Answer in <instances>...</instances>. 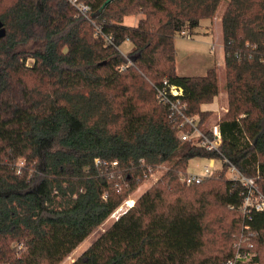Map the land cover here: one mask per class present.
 <instances>
[{
  "label": "trees",
  "instance_id": "trees-1",
  "mask_svg": "<svg viewBox=\"0 0 264 264\" xmlns=\"http://www.w3.org/2000/svg\"><path fill=\"white\" fill-rule=\"evenodd\" d=\"M82 1L91 20L67 0H0V264H58L167 161L71 264H224L243 223L221 156L258 173L264 191V0H228L220 17L221 154L180 139L184 116L199 128L209 118L201 105L218 94V72L177 74L174 47L221 0ZM163 79L182 89L179 112L156 99ZM194 157L221 165L186 183ZM249 226L264 264V212Z\"/></svg>",
  "mask_w": 264,
  "mask_h": 264
},
{
  "label": "rangeland",
  "instance_id": "rangeland-1",
  "mask_svg": "<svg viewBox=\"0 0 264 264\" xmlns=\"http://www.w3.org/2000/svg\"><path fill=\"white\" fill-rule=\"evenodd\" d=\"M228 0H221L212 19H204L199 25L191 27V37L175 36V66H177L178 73H191L189 75H203L210 67H216L218 72V94L216 99L222 107L217 112L210 114L207 121L200 125L201 128H213V123L225 112L227 109V93L225 91L224 69L222 63L223 50L221 47V24L220 17L227 5ZM134 18L127 16L124 23L132 24ZM189 32V31H188ZM129 41H124L119 49L122 53L127 52L131 48ZM32 60L26 61L27 65H31ZM177 72V71H176ZM177 73V74H178ZM208 162L207 158L194 157L187 167V172L201 171L203 165ZM171 161H167L159 165L153 170L150 175L140 182L131 192H129L122 202L113 210V212L98 226H96L91 233L85 237L67 256H65L58 264H71L90 244L115 220L119 215L124 213L129 207L127 202H131V206L135 200L146 189H148L154 181H156L168 167ZM215 165L220 166L221 160L215 158ZM239 240V237H238ZM252 244V243H251ZM17 247H23L21 244ZM253 248V247H252ZM252 251V250H251ZM255 262V261H254ZM254 264V263H253ZM256 264V263H255Z\"/></svg>",
  "mask_w": 264,
  "mask_h": 264
},
{
  "label": "built area",
  "instance_id": "built-area-1",
  "mask_svg": "<svg viewBox=\"0 0 264 264\" xmlns=\"http://www.w3.org/2000/svg\"><path fill=\"white\" fill-rule=\"evenodd\" d=\"M76 10L77 14L90 18V5L82 0H67ZM98 30V28L96 27ZM177 36L190 37V33L187 28H183L176 32ZM108 39V37H106ZM109 40V39H108ZM155 96L158 102L167 106L174 112H179L181 106L179 105L180 96L182 95V89L174 84H169L167 79H163L160 84L154 85ZM183 123L190 126L191 129L183 131L180 134L181 140L191 141L204 150L220 153L219 146L222 142V137L219 128H214L212 134H207L204 130L196 126L195 119L191 117H183ZM182 123H180L181 125ZM222 157V162L226 163V176L235 186H238L239 195L241 197L240 204L237 210L242 216V230L239 234V240L233 244L234 255L227 259L224 264H255L254 258L256 253L251 251L252 244L250 242V236L252 234L249 226V220L253 213L264 212V191L260 188L258 179H260L258 173L253 175L244 174L235 164H233L225 156ZM208 162L203 165L201 171L186 173L182 180L186 183H199L204 178L211 175L218 166L215 165L214 158H208ZM115 161L112 165H115ZM132 202H127L130 207ZM233 208L232 206H229ZM244 244V245H243Z\"/></svg>",
  "mask_w": 264,
  "mask_h": 264
},
{
  "label": "crops",
  "instance_id": "crops-1",
  "mask_svg": "<svg viewBox=\"0 0 264 264\" xmlns=\"http://www.w3.org/2000/svg\"><path fill=\"white\" fill-rule=\"evenodd\" d=\"M190 35H191V31H190ZM190 37H191V36H190ZM190 37H189V38H190ZM221 47H222V43H221ZM222 63H223V57H222ZM176 71H177V73H178L177 66H176ZM178 74H179V75L190 76L189 74H191V73H178ZM216 95H217V94H216ZM216 95L214 96V98L212 99L211 102H206V103H203V104L201 105L202 110H207V111H210L211 113H213V112H217V114H218L219 108L222 107V105L220 104V102L217 101V99H216ZM213 125H214V126H213L212 129H214L215 127L218 128V126H217L215 123H213Z\"/></svg>",
  "mask_w": 264,
  "mask_h": 264
},
{
  "label": "water",
  "instance_id": "water-1",
  "mask_svg": "<svg viewBox=\"0 0 264 264\" xmlns=\"http://www.w3.org/2000/svg\"><path fill=\"white\" fill-rule=\"evenodd\" d=\"M107 1H108V0H106V1L101 5L100 9L104 7V5L107 3ZM100 9H99L97 12H99ZM4 34H5V29H4V27L2 26V24H1V22H0V37H2Z\"/></svg>",
  "mask_w": 264,
  "mask_h": 264
},
{
  "label": "bare ground",
  "instance_id": "bare-ground-1",
  "mask_svg": "<svg viewBox=\"0 0 264 264\" xmlns=\"http://www.w3.org/2000/svg\"><path fill=\"white\" fill-rule=\"evenodd\" d=\"M132 202V201H131Z\"/></svg>",
  "mask_w": 264,
  "mask_h": 264
}]
</instances>
